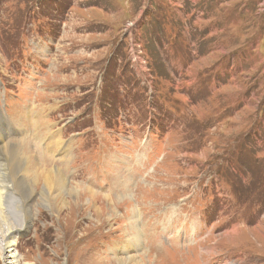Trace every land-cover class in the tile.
<instances>
[{
  "label": "rangeland",
  "instance_id": "374dc122",
  "mask_svg": "<svg viewBox=\"0 0 264 264\" xmlns=\"http://www.w3.org/2000/svg\"><path fill=\"white\" fill-rule=\"evenodd\" d=\"M0 110L21 264H264V0H0Z\"/></svg>",
  "mask_w": 264,
  "mask_h": 264
},
{
  "label": "bare ground",
  "instance_id": "6f19581e",
  "mask_svg": "<svg viewBox=\"0 0 264 264\" xmlns=\"http://www.w3.org/2000/svg\"><path fill=\"white\" fill-rule=\"evenodd\" d=\"M3 116L5 120L7 121L8 130H5L2 128V118L0 116V144H1L0 152L4 151L5 154H7L9 157L11 155V159H9V161L11 160V162L8 167V170H7V167L0 169L1 170L0 171V243H1L0 244V258L3 261V264H21L19 255L16 252V248H15L17 245L16 240L18 236V231L28 230L29 227H31L32 219H30L31 216L29 215V210L27 207L26 211H23L22 216L20 215V219L22 218V223L21 222L19 224L13 223L14 225H12L11 223L12 216L10 214V211L12 210L11 204L14 205L15 202L20 203V204L29 202L28 200L30 199L31 196L30 197L28 196V192L31 191V188L29 187V178H28L29 176L27 173L31 171L32 167L37 166V169L39 170L38 177L43 178L47 185L48 193L47 194L43 193L46 197L45 201L50 202L52 195L54 193L53 196L57 197L56 199L58 201V204H60L62 207L59 210L65 208L63 206V203L66 202V200H64V194H66L67 187L65 186L66 185L65 176L62 174V172L59 169L47 168L48 170L47 171L44 168L47 158H45V160L40 162L39 160H37L36 155L32 156V155L27 154L29 152V149L28 151H26L27 153L24 152V150L22 149V144L18 147L17 142L13 143L9 147L6 146V141L8 140V138L11 136H17V131L16 130L13 131L12 123L7 118L5 113ZM63 161L69 162L68 158L66 160L64 159ZM0 162H1V158H0ZM2 164H3L2 166H4L3 162ZM10 176L12 177V179H8V177ZM51 179H52V182L48 183ZM15 189L17 190L16 192L19 194V198L16 197L14 200H11V196H14ZM74 190L75 188H71V191H74ZM68 191L70 193V188ZM25 221H26V224H24ZM196 245L197 247L199 246L201 247L202 242L200 241L199 244H196ZM4 248H8L7 255H3ZM203 256L204 255H201V258H203ZM146 257H148L147 254H146ZM127 260L130 263L131 262L139 263V261L140 262L142 261L140 257L138 258L137 256H134L132 254H129L127 256Z\"/></svg>",
  "mask_w": 264,
  "mask_h": 264
}]
</instances>
